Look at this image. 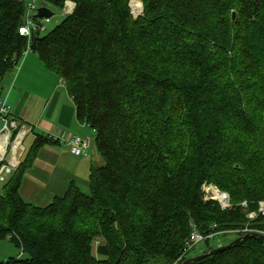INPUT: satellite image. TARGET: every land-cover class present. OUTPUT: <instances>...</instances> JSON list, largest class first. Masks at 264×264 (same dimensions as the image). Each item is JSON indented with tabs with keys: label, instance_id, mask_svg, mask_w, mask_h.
I'll list each match as a JSON object with an SVG mask.
<instances>
[{
	"label": "trees",
	"instance_id": "obj_1",
	"mask_svg": "<svg viewBox=\"0 0 264 264\" xmlns=\"http://www.w3.org/2000/svg\"><path fill=\"white\" fill-rule=\"evenodd\" d=\"M131 1L42 0L75 5L31 52L63 79L103 165L89 194L71 184L46 207L28 204L24 172L58 144L37 135L0 193V240L25 257L0 264H177L194 228L264 231V215L247 217L264 201V0H140L137 19ZM26 7L0 0V98L28 46ZM205 184L232 208L205 201ZM246 235L191 264H264V239L235 234Z\"/></svg>",
	"mask_w": 264,
	"mask_h": 264
},
{
	"label": "crops",
	"instance_id": "obj_2",
	"mask_svg": "<svg viewBox=\"0 0 264 264\" xmlns=\"http://www.w3.org/2000/svg\"><path fill=\"white\" fill-rule=\"evenodd\" d=\"M16 75L15 87L10 91L15 89L7 102L12 119L28 128V134L35 136L34 142L37 135H74L95 140V133L77 119L75 104L63 79L47 70L35 53L26 56ZM26 152L23 148L18 167L26 161ZM102 165L95 143L87 157L71 154L64 144H46L25 170L19 192L25 202L38 207L48 206L54 197L65 196L71 184L89 194L92 169Z\"/></svg>",
	"mask_w": 264,
	"mask_h": 264
},
{
	"label": "built area",
	"instance_id": "obj_3",
	"mask_svg": "<svg viewBox=\"0 0 264 264\" xmlns=\"http://www.w3.org/2000/svg\"><path fill=\"white\" fill-rule=\"evenodd\" d=\"M38 0H32L30 3L27 4V12L24 19V24L20 27L19 33L21 36L26 37L28 39V46L25 52L22 55L21 62L19 63L18 67L24 61L26 56L31 53V39L35 34H45L47 32L44 21H49L50 19H37V6L36 2ZM68 13H71L73 10V3L67 4ZM11 106L7 102V98H0V120L4 123L3 126H5L6 134L9 135L8 137V146L9 141H11V138L14 137L15 130H19L20 133L16 135L15 142L12 147V151L10 153V164L8 166L4 165L3 167H0V182H5L4 175L5 173H11L13 170L18 168V165L20 163V156H21V149L24 139L29 133L28 128L26 127H20L11 119ZM5 129L3 131H5ZM5 134V135H6ZM48 138L51 139L54 142H57L58 144H64L71 154L78 156V157H87L90 153V150L94 144V141L91 138L88 137H80V136H66V137H60L58 135H48ZM8 146L6 149V153L4 156L3 161L7 158L9 151ZM17 149L15 150V148ZM17 160L18 164L13 165L12 162ZM2 161V162H3ZM203 192H204V199L205 201H216L221 206L222 210L226 211L232 208L231 199L228 194L222 193L218 190V188L215 185L212 184H205L203 186ZM241 206L245 209L248 208V203L244 201ZM259 214L264 215V201L259 203V209L257 212H249L247 217L249 220L255 219ZM256 234L259 236L264 237V231L261 230H252L248 226L244 229L239 230H231V231H221V232H215L208 235H203L196 229L193 230V232L190 235L189 240L186 242V247L184 250V253L182 257L179 259L181 261L186 255H188L194 248H196L199 244L203 242H207L209 240H213L216 237H219L220 235H235V234Z\"/></svg>",
	"mask_w": 264,
	"mask_h": 264
},
{
	"label": "rangeland",
	"instance_id": "obj_4",
	"mask_svg": "<svg viewBox=\"0 0 264 264\" xmlns=\"http://www.w3.org/2000/svg\"><path fill=\"white\" fill-rule=\"evenodd\" d=\"M24 1L26 2V4H28L32 0H24ZM42 4H43L42 0H38L36 2L37 8H40L42 6ZM74 6L75 5L73 4V9H74ZM46 7L48 9H50L51 12L53 13V16L48 18V19H50L49 21L45 20L43 22L47 32H50L54 28H56L63 21L65 16H67V15H69V14H71L73 12V10H72L71 13H68L67 7H65V9L55 8V7L50 6V5H47ZM130 7H131V13H132V15H133V17L135 19H137L138 17H140V16H142L144 14V7H143L142 1H140V0H132L130 2ZM17 69H18V67H17ZM17 69H16V71L14 73L8 75L6 77V79L4 80V82H3V94H2V96H3V98H6L8 96L7 100L9 99L10 94L13 91V89H15V88H12L11 91H10V88L13 87V85L15 87L14 80L16 81ZM4 129H5V126L0 127V151L4 150L6 148V144L5 143H8V137H6V136H8V134H6V129H5V131H3ZM17 131H18V133H20L19 130H17ZM12 133L14 134V137H12L11 141H9V146H8L9 154H8L7 158L3 162L0 163V167H3L4 165L8 166L10 164V161H11L10 160V153L12 151L13 144H14L15 139L17 137L16 135H18V133L15 134V132H13V131H12ZM92 135H94V133L91 134V136ZM34 137L35 136L33 134H31V133L26 136V138L23 141L21 151L23 150V148H25L26 151H27L26 154L28 153L31 145L34 142ZM12 175H13V173L12 174L11 173H5V175H4L5 182H0V193L2 192V189H3L4 185L6 184V182L9 180V178ZM218 190L220 192H222V193H226V192L221 191L219 188H218ZM226 194H228V193H226ZM229 197H230V195H229ZM34 204H36V203H34ZM194 230H195V228H194ZM235 239H236L235 235H220L219 237H216L215 239L210 240L209 243H207L205 241V242L199 244L196 248H194L188 254L187 258L197 257V255H199L201 253H204L209 248H214L215 249V248H218V247H221V246H224V245H228L231 242H233ZM103 243H104V240L101 237H97V238L94 239L92 247H93V253L95 255H96L98 246L100 244H103ZM20 257H25V255L23 254L22 250L17 248L8 239L7 240H0V259L1 260H7L9 258H20Z\"/></svg>",
	"mask_w": 264,
	"mask_h": 264
},
{
	"label": "water",
	"instance_id": "obj_5",
	"mask_svg": "<svg viewBox=\"0 0 264 264\" xmlns=\"http://www.w3.org/2000/svg\"><path fill=\"white\" fill-rule=\"evenodd\" d=\"M52 15H53V13L51 12V10L48 9L47 7H45V6H41L40 8L37 9V15H36V17L38 19L50 18V17H52ZM235 17H236V14L233 13V19H235ZM260 237L262 239H264L263 236H260ZM246 238H247V235L244 236V237H242V238L236 239L235 241L231 242L228 245L218 247V248H216L214 250L209 251L206 254H202V255H199L197 257H192V258L187 259L186 261H184L182 263H177V264H191L193 262H196L198 260H201V259L205 258L206 256L213 255V254H216V253H218L220 251H223V250H226L228 248H231V247L235 246L236 244H238L239 242L245 240Z\"/></svg>",
	"mask_w": 264,
	"mask_h": 264
},
{
	"label": "bare ground",
	"instance_id": "obj_6",
	"mask_svg": "<svg viewBox=\"0 0 264 264\" xmlns=\"http://www.w3.org/2000/svg\"><path fill=\"white\" fill-rule=\"evenodd\" d=\"M6 137H9V135L8 136H6ZM6 144V148L4 149V150H1L0 151V163L3 161V159H4V156H5V153H6V149H7V146H8V143H5ZM17 149V147L15 148V150ZM12 164L13 165H17L18 164V161L17 160H15V161H13L12 162Z\"/></svg>",
	"mask_w": 264,
	"mask_h": 264
}]
</instances>
